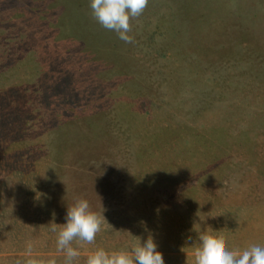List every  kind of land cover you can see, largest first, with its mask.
I'll return each instance as SVG.
<instances>
[{"label":"rangeland","instance_id":"obj_1","mask_svg":"<svg viewBox=\"0 0 264 264\" xmlns=\"http://www.w3.org/2000/svg\"><path fill=\"white\" fill-rule=\"evenodd\" d=\"M90 2L0 0V264L29 242L63 264L80 198L108 223L74 264L149 236L165 264L204 231L264 246V0H149L131 43Z\"/></svg>","mask_w":264,"mask_h":264},{"label":"clouds","instance_id":"obj_2","mask_svg":"<svg viewBox=\"0 0 264 264\" xmlns=\"http://www.w3.org/2000/svg\"><path fill=\"white\" fill-rule=\"evenodd\" d=\"M149 0H91L90 7L94 19L105 29L117 33L125 43L133 42L132 20L140 17ZM106 219L103 213L91 210L88 200L80 198L68 207L66 223L57 232V252L64 257L63 264H74L81 256L79 244H94L103 230ZM108 223V222H107ZM190 239V238H189ZM199 246L194 249V264H264V246L253 244L242 251L229 250L222 237L204 231L198 235ZM24 264H57L53 256L40 258L33 252L31 242L26 244ZM85 264H165L163 254L149 236L143 243L130 249L108 252L97 248L88 254Z\"/></svg>","mask_w":264,"mask_h":264},{"label":"trees","instance_id":"obj_3","mask_svg":"<svg viewBox=\"0 0 264 264\" xmlns=\"http://www.w3.org/2000/svg\"><path fill=\"white\" fill-rule=\"evenodd\" d=\"M53 99H55V98H53ZM57 103H59V101L57 100ZM55 107H58V106H55Z\"/></svg>","mask_w":264,"mask_h":264}]
</instances>
